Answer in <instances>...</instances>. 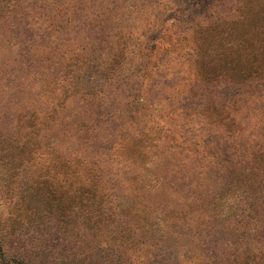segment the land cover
Segmentation results:
<instances>
[{
  "label": "rangeland",
  "instance_id": "obj_1",
  "mask_svg": "<svg viewBox=\"0 0 264 264\" xmlns=\"http://www.w3.org/2000/svg\"><path fill=\"white\" fill-rule=\"evenodd\" d=\"M210 2L0 0V264H264V47L220 59ZM220 9L254 51L264 0Z\"/></svg>",
  "mask_w": 264,
  "mask_h": 264
},
{
  "label": "trees",
  "instance_id": "obj_2",
  "mask_svg": "<svg viewBox=\"0 0 264 264\" xmlns=\"http://www.w3.org/2000/svg\"><path fill=\"white\" fill-rule=\"evenodd\" d=\"M230 0H212L208 4V7L213 9L216 6L219 5L218 11L216 10L213 12V14H209L206 16L205 21H207V25L211 24L212 29H216L217 39H218V50H219V56L220 59H223L225 56L229 60H237L239 63L248 62L251 60L256 59L260 54L261 47H264V38L261 37V40L257 44L256 42V49L253 51L251 50V46L248 42V36L246 32V22L240 21L237 22V19L230 14L229 10L227 12H224V10H221L220 8L222 6H225L229 3ZM241 1V0H240ZM241 2L238 5V9L240 10ZM208 9V8H207ZM203 23H206V22ZM259 23V22H258ZM261 65V64H259ZM257 69H255V72L257 73ZM227 84V83H226ZM173 103L169 106H172ZM160 111V110H159ZM176 121H181L179 118H175ZM178 119V120H177ZM167 123V121H165ZM168 124V123H167ZM132 125V124H131ZM92 126V125H91ZM133 126V125H132ZM92 129H84L82 128L83 134L79 133L75 136V144L73 146H77V149L69 148L68 142L66 140H63V142H60L59 144V155L62 160V163L64 165V170L60 173L61 176V182L67 181L69 184H71L69 180V175L71 172L79 173L81 169L85 171L86 175H90L91 177L93 175H97V177H94L95 180L91 179H83L87 182H99L98 175H102V173L97 172V169L101 167L100 163L102 161L100 158L95 157V159L92 161L91 157L88 154L92 153V148L97 146L95 144V138L93 135H90L89 137L86 136L89 131ZM124 136H122L123 139ZM96 155L98 153H95ZM77 157V160L83 168H78L74 162V158ZM75 168L78 170L75 171ZM105 168V167H104ZM102 170V169H100ZM117 175V174H116ZM102 178V177H101ZM81 183V182H80ZM82 184V183H81ZM131 185V182H129ZM83 187V185H82ZM137 188L138 193L141 195L140 199L136 200V204L141 205V200L144 201H151L152 198L146 197L147 195L153 194L154 197H159L162 200V197L165 196V189L162 188L160 185H157L155 188L145 187V185H137L134 188H131V190ZM134 192V190H133ZM156 204V203H153ZM155 208V206H154Z\"/></svg>",
  "mask_w": 264,
  "mask_h": 264
}]
</instances>
